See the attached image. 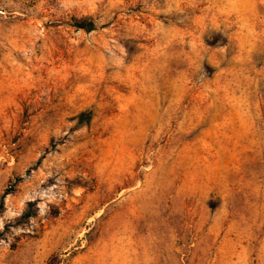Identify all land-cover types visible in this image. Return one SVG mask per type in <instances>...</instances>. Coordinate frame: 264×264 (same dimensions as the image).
Returning <instances> with one entry per match:
<instances>
[{"label": "rangeland", "instance_id": "1", "mask_svg": "<svg viewBox=\"0 0 264 264\" xmlns=\"http://www.w3.org/2000/svg\"><path fill=\"white\" fill-rule=\"evenodd\" d=\"M12 186L0 264H264V0H0Z\"/></svg>", "mask_w": 264, "mask_h": 264}, {"label": "trees", "instance_id": "2", "mask_svg": "<svg viewBox=\"0 0 264 264\" xmlns=\"http://www.w3.org/2000/svg\"><path fill=\"white\" fill-rule=\"evenodd\" d=\"M71 26L77 28V29H82L85 30L86 32H92L96 29V25L94 23V21L92 19H88V18H73L68 22ZM89 114H84L82 113L80 115V120L83 119H88ZM41 163V158L36 162L35 167L38 166ZM33 169V168H31ZM31 169H29L27 172H30ZM14 190V187H9L7 189H5V191L2 193L1 197H0V209H3L4 207V199L5 197L11 193ZM27 217L31 216V214L28 212L26 213Z\"/></svg>", "mask_w": 264, "mask_h": 264}]
</instances>
